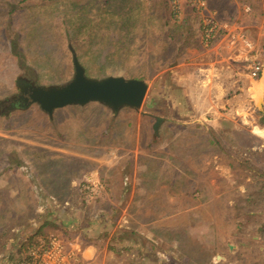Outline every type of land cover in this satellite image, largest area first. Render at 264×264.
<instances>
[{
  "label": "rangeland",
  "instance_id": "rangeland-1",
  "mask_svg": "<svg viewBox=\"0 0 264 264\" xmlns=\"http://www.w3.org/2000/svg\"><path fill=\"white\" fill-rule=\"evenodd\" d=\"M108 1L62 0L59 9L0 0V101L20 93L21 75L70 81L72 49L89 77L148 84L138 109L117 114L100 102L52 116L37 103L0 110V264L21 259L49 223L95 244L104 264L264 263V232L245 240L254 205L240 191L250 177L249 187L264 186V90L258 99L248 89L260 91L262 75L226 45L206 50L200 36L213 13L242 28L255 45L249 59L264 63V0H204L199 9L192 0H127L131 17L93 15L78 36L67 34L81 21L68 12L67 24L63 10L80 2L98 12ZM256 198L264 211V194ZM254 224L264 226V212Z\"/></svg>",
  "mask_w": 264,
  "mask_h": 264
},
{
  "label": "water",
  "instance_id": "water-1",
  "mask_svg": "<svg viewBox=\"0 0 264 264\" xmlns=\"http://www.w3.org/2000/svg\"><path fill=\"white\" fill-rule=\"evenodd\" d=\"M73 52V63L75 74L73 78L64 83L57 85H38L33 82L26 85L30 89V93L20 102L21 107H28L34 103L40 105L42 110L50 116L58 108H63L71 105H86L90 102H100L110 107L114 114L124 106L139 108L144 101L148 90V84L145 80L139 78H127L124 76H106L103 78H94L86 75L85 67L80 62L76 52ZM28 79L26 76H19L17 84L19 89L26 91V88H21V81ZM262 86L264 88V68L262 71ZM5 103L4 100L0 101ZM15 107L11 103L9 109ZM264 111V107H262ZM8 112V110H7ZM163 117L156 116L154 123V135L159 134V126Z\"/></svg>",
  "mask_w": 264,
  "mask_h": 264
},
{
  "label": "built area",
  "instance_id": "built-area-1",
  "mask_svg": "<svg viewBox=\"0 0 264 264\" xmlns=\"http://www.w3.org/2000/svg\"><path fill=\"white\" fill-rule=\"evenodd\" d=\"M196 8L205 7L204 0H192ZM202 38L206 46H210L215 39L224 38L233 50H240L249 56L254 50V42L247 36L242 28L230 22L221 21L215 14L209 13L202 18ZM251 61L250 75L259 78L264 63L258 58L247 57ZM82 247L72 238L51 233L41 235L25 247L21 259L10 264H74L80 259Z\"/></svg>",
  "mask_w": 264,
  "mask_h": 264
},
{
  "label": "crops",
  "instance_id": "crops-1",
  "mask_svg": "<svg viewBox=\"0 0 264 264\" xmlns=\"http://www.w3.org/2000/svg\"><path fill=\"white\" fill-rule=\"evenodd\" d=\"M200 36H201L202 46L204 48H206V50L212 51L214 49H221V47L223 45H226V47H228L231 51H233L236 54H238V55H236L234 53H231V54H234V55H231L232 59L233 58L235 59L236 56L244 58V59H246L248 57L247 53L244 52V51H239L238 53H237V51H234L233 48L229 45L228 41L226 39H224V38H217V39L214 40V42L210 46H206L204 44L203 38H202L201 25H200ZM238 59H240V58H238ZM257 82L259 83V80H257ZM219 87H221V86H219ZM259 87H260V84H259ZM248 89H251V91L254 93V95H256L258 97H259L260 93L262 92L261 87H260V91H259L258 90L259 88H256L255 84H254L253 87L249 86ZM263 90H264V88H263ZM262 107H264V106H261V110L260 111L263 113V117H264V111L262 110ZM247 179H249V180L251 179V180L250 181L248 180V182H247ZM252 181H254V178H252V177L246 178V180L244 182L243 190H240L242 192V194L244 195L245 199H248L247 201L254 205V208H252L249 211L250 216H251V225H250V232L248 234H245V240H246V237H249V235L252 236L253 238H255V236L252 234V232H257L255 230H259V232H264V226L263 225L256 226L254 224V219L256 218V216L257 215H261L264 212V211L259 210L257 208V205H258L259 202H261V200L259 198H256L258 195L264 194V186L262 184H260L256 188L255 187L254 188L249 187V185H248L249 183H251L250 186L255 184V182H252ZM232 201H233V199L231 197V202ZM234 203H235V199H234ZM263 203H264V201H263ZM54 226H55V224L49 223L42 229V231L40 233H45V234L46 233L47 234L54 233V232H52V231H56L54 229ZM244 232H247V230H245ZM59 233L61 234L63 232H59ZM72 233L73 232H71V234ZM74 234H77V235L74 236L72 234L73 236L70 235L71 236L70 238L75 239L77 242L80 243V245L82 247V254L80 256V259L77 262H75L74 264H104L103 262L98 260V255L97 254H98L99 248L95 244H92V243H88V242L86 244L83 243L82 240L80 239V235L81 234L80 235H78V233H74ZM233 236H236V232H234ZM66 238H69V237H66ZM244 244L245 245H244L243 249L247 250L249 248V245H247V243L245 241H244ZM261 247H263V246H260V248ZM238 249H239V245H237L236 243L229 245V250L232 253H236L238 251ZM217 257L220 258L222 256L220 254H218ZM230 264H241V263L239 261H237V260H233V262H231ZM244 264H255V263H252L251 261H249V262H245ZM259 264H264V263H259Z\"/></svg>",
  "mask_w": 264,
  "mask_h": 264
},
{
  "label": "trees",
  "instance_id": "trees-1",
  "mask_svg": "<svg viewBox=\"0 0 264 264\" xmlns=\"http://www.w3.org/2000/svg\"><path fill=\"white\" fill-rule=\"evenodd\" d=\"M51 1V5L53 4H57L56 6L60 9L62 7V0H48ZM116 4H113V3ZM131 1L127 0H112V1H108L105 5H102L100 7V10L98 12H93L89 6L88 3H80L78 2L75 7H68L66 10H63L62 13L64 14V19L66 21V23H69V19L70 16H68V12H76V16L79 18L78 20L81 21L77 22V24L72 28L71 24H70V28L67 30V34L70 35V37L72 34H77L78 36V31L80 30L81 32H83L85 30L84 27L87 28L88 25V21H91L93 19V15H97L96 18H100L105 19L107 15H111V18L115 17L114 13L117 15H121L120 10H123L126 14H128L130 17L132 16L133 13V7L134 5L130 3ZM65 5H67L65 3ZM86 17H91V19H87L86 21H83L84 19H86ZM128 17V16H127ZM127 19V18H126ZM93 21V20H92ZM127 21V20H126ZM82 34V33H81ZM80 35V34H79ZM12 41V40H11ZM11 46L12 48L16 49L17 48V43L13 40L11 42ZM78 58L80 56V54H77ZM71 106H78V105H71Z\"/></svg>",
  "mask_w": 264,
  "mask_h": 264
},
{
  "label": "flooded vegetation",
  "instance_id": "flooded-vegetation-1",
  "mask_svg": "<svg viewBox=\"0 0 264 264\" xmlns=\"http://www.w3.org/2000/svg\"><path fill=\"white\" fill-rule=\"evenodd\" d=\"M33 81H31L30 79H25L23 81H21V88H26V91L19 89L20 93L16 94L8 99H5V103H1L0 104V110L6 113H9V111L14 110L15 108L20 107V102H23L24 98L27 97L30 93V89L26 87V85H30L32 84ZM11 103L15 104V107L13 109H9V106ZM8 110V112H7Z\"/></svg>",
  "mask_w": 264,
  "mask_h": 264
},
{
  "label": "bare ground",
  "instance_id": "bare-ground-1",
  "mask_svg": "<svg viewBox=\"0 0 264 264\" xmlns=\"http://www.w3.org/2000/svg\"><path fill=\"white\" fill-rule=\"evenodd\" d=\"M260 87H261V90L263 89V86H262V83H261V81H260ZM262 93V92H261ZM261 93H260V95H259V97H258V99L260 98V96H261ZM256 130V129H255ZM258 131H260L259 129H257ZM256 132V131H255ZM263 133V132H262Z\"/></svg>",
  "mask_w": 264,
  "mask_h": 264
}]
</instances>
